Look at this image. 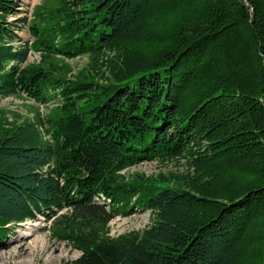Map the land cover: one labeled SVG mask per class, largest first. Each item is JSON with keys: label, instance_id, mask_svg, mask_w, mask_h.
Returning a JSON list of instances; mask_svg holds the SVG:
<instances>
[{"label": "trees", "instance_id": "16d2710c", "mask_svg": "<svg viewBox=\"0 0 264 264\" xmlns=\"http://www.w3.org/2000/svg\"><path fill=\"white\" fill-rule=\"evenodd\" d=\"M21 2L0 0V100L54 107L0 119V250L41 215L64 264H264V0L44 1L30 42ZM154 160L188 172L122 174Z\"/></svg>", "mask_w": 264, "mask_h": 264}, {"label": "rangeland", "instance_id": "374dc122", "mask_svg": "<svg viewBox=\"0 0 264 264\" xmlns=\"http://www.w3.org/2000/svg\"><path fill=\"white\" fill-rule=\"evenodd\" d=\"M44 1L50 0H22L20 16L28 20L20 36L25 41H32L29 23L34 19L35 8ZM14 20V18H11ZM20 25L23 26L21 22ZM42 59L41 53L32 51L27 63H38ZM58 64H69L72 66V75H76L87 63V57L74 59H59ZM54 105H41L27 97L10 96L0 100V119L8 118L9 121L16 119L35 120L37 111L47 126V119ZM141 164V165H140ZM137 164L130 169L124 170L122 174L131 178L136 173H143L146 176H156L160 173L186 174L188 166L184 162H170L163 164L157 160ZM150 211H138L129 216H117L110 223V234L117 236L130 231H142L151 225ZM53 222L46 216L39 215L35 220L22 223L18 229L11 233L0 250V264H64L66 261L75 260L80 252L72 246L61 241L54 229Z\"/></svg>", "mask_w": 264, "mask_h": 264}, {"label": "bare ground", "instance_id": "6f19581e", "mask_svg": "<svg viewBox=\"0 0 264 264\" xmlns=\"http://www.w3.org/2000/svg\"><path fill=\"white\" fill-rule=\"evenodd\" d=\"M140 165H141V164H140ZM132 167H133V166H132ZM132 167H131V168H132ZM129 169H130V168H129Z\"/></svg>", "mask_w": 264, "mask_h": 264}]
</instances>
